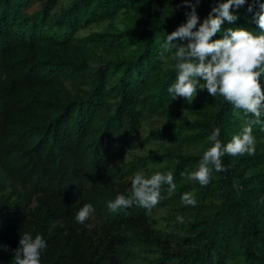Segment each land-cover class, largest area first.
Returning <instances> with one entry per match:
<instances>
[{
  "label": "trees",
  "instance_id": "obj_1",
  "mask_svg": "<svg viewBox=\"0 0 264 264\" xmlns=\"http://www.w3.org/2000/svg\"><path fill=\"white\" fill-rule=\"evenodd\" d=\"M221 2L201 0V22ZM250 3L213 39L258 35ZM190 11L183 0H0V264L25 232L46 241L41 264H264L262 125L254 155H225L207 186L181 175L214 128L226 145L252 119L206 89L192 102L168 93L177 69L161 44ZM155 172H171L175 190L163 185L151 210L109 211L135 174ZM86 203L94 213L77 223Z\"/></svg>",
  "mask_w": 264,
  "mask_h": 264
},
{
  "label": "clouds",
  "instance_id": "obj_2",
  "mask_svg": "<svg viewBox=\"0 0 264 264\" xmlns=\"http://www.w3.org/2000/svg\"><path fill=\"white\" fill-rule=\"evenodd\" d=\"M201 0H183L189 6L186 23L181 24L166 35L161 44L160 58L165 63L168 60L166 53H172L171 59L175 62L177 75L167 91L172 99L183 98L192 102L199 91L207 90L215 98L221 96L233 108V114L252 119L245 120L240 133L233 135L226 145L219 139L220 129L214 128L206 141L211 146L203 151L202 159L195 171L181 173L189 181L198 182L207 186L212 179V173L225 171L223 157L254 155L255 137L252 125H262L264 130V85L261 77L264 76V2L252 0L247 11L252 13L253 20L260 29L255 34L243 27H229L223 31L221 39H213L220 33L225 21L229 24L237 21L238 16L232 9L244 6L247 0H225L215 6L201 22L196 12V5ZM186 41V43H174ZM174 50V52H173ZM203 81V83H201ZM163 185L169 186V191L175 190L174 176L171 172H155L150 177L137 173L131 178V187L128 194H118L114 200L107 202L110 212L127 209L133 204L151 210L160 200V191ZM181 201L187 206H196L193 193H184ZM94 213L91 204H84L75 214V221L86 223ZM178 223L184 218L177 216ZM47 248L46 241L40 234L32 236L25 232L20 235L19 247L14 250L12 264H41V254Z\"/></svg>",
  "mask_w": 264,
  "mask_h": 264
}]
</instances>
